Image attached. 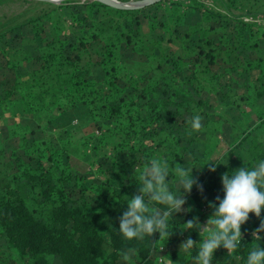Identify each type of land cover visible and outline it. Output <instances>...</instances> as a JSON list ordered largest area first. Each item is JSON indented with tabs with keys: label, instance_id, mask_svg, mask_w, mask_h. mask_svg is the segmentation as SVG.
Segmentation results:
<instances>
[{
	"label": "trees",
	"instance_id": "obj_1",
	"mask_svg": "<svg viewBox=\"0 0 264 264\" xmlns=\"http://www.w3.org/2000/svg\"><path fill=\"white\" fill-rule=\"evenodd\" d=\"M238 1L223 0L234 9ZM69 3L0 27V107L8 108L6 140L12 142L0 148V241L30 264H126L121 253L129 248L136 250L135 264H195L192 256L199 245L190 252L180 246L189 237L197 243L202 236L195 228L184 230L182 224L195 216L201 225L207 223L213 211L209 202L223 196L221 175L264 159V60L252 66L260 71L257 84L250 83L247 70L238 76L245 90L241 108L255 110L256 123L246 128L228 120L235 141L215 162V171L206 167L199 172L196 167L207 165L193 151L199 134L215 119L227 121L206 94L218 90L219 103H224L231 89L224 73L212 70L216 53L208 35L215 32L214 24L207 29L201 23L195 26L207 48L183 62L178 55H166L164 45L180 34L177 22L184 11L173 7L168 24L158 23L161 28L172 26L163 40L153 30L142 35L130 28L128 19L136 26L140 14L149 19L148 8L120 11L94 1L74 11ZM66 7L62 17L60 11ZM188 8L206 14L198 4ZM99 13L104 17L101 23L96 20ZM218 19L224 20L221 26L227 22L225 17ZM27 65L34 67L29 71ZM195 113L202 116V128L190 131L187 121ZM83 117L105 135L106 141L98 139L92 150L129 155L110 168L98 167L103 177L90 186L72 167L68 152L71 147L79 151L83 144L72 140L67 130L71 121ZM157 156L165 157L173 169L192 166L203 192L193 186L186 197L187 210L174 214L161 237L156 232L143 240H126L118 231L119 217L129 197L139 194L142 168ZM171 175L175 190L178 177ZM163 207L153 201L149 210ZM261 220L264 210L261 217L250 213L241 226L240 246L231 255L221 246L213 254V264H246L255 245L264 247V240L252 235Z\"/></svg>",
	"mask_w": 264,
	"mask_h": 264
},
{
	"label": "clouds",
	"instance_id": "obj_2",
	"mask_svg": "<svg viewBox=\"0 0 264 264\" xmlns=\"http://www.w3.org/2000/svg\"><path fill=\"white\" fill-rule=\"evenodd\" d=\"M202 116L195 113L187 121L189 130L202 128ZM221 164V163H220ZM218 164L212 161L207 163L210 171H215ZM192 166L181 165L173 167L165 157L157 156L146 162L140 173L139 194L129 197L127 208L119 217L118 231L126 240L133 238L143 240L146 236L158 232L160 237L168 231L170 222L175 213L186 211L184 208L186 197L191 193L193 186L203 192V184L191 171ZM200 168V167H197ZM174 172L178 177L175 190L170 187L172 181L168 179ZM223 196H217L215 202H209L213 209L207 224L202 226L199 217L185 221L182 224L184 230L197 229L203 240L195 243L191 237L181 244L186 252H190L194 245L199 247L192 256L195 264H213V254L221 246L232 253L242 241L241 226L253 213L261 217L264 210V159H260L253 167H240L221 175ZM156 201L163 208L149 210L151 202ZM212 225L209 229V225ZM253 239L264 240V220L252 233ZM135 252L129 248L121 253V258L126 264H135ZM246 264H264V247L261 243L255 245L249 251Z\"/></svg>",
	"mask_w": 264,
	"mask_h": 264
},
{
	"label": "rangeland",
	"instance_id": "obj_3",
	"mask_svg": "<svg viewBox=\"0 0 264 264\" xmlns=\"http://www.w3.org/2000/svg\"><path fill=\"white\" fill-rule=\"evenodd\" d=\"M116 1L129 2L136 0H116ZM69 2L71 3H69L67 7L73 8V10L76 11L75 7L81 6L83 3H92L94 1L69 0ZM226 2H223V0H164L161 2V4L158 7L151 6L146 10L149 14V19L144 20L142 18V15L141 14L139 15L140 16L139 26L134 25V23L131 22L132 19H128V22L130 24V28H132L134 32L136 30L137 32L139 31L138 32L139 34L149 35L151 34L150 30H153L154 34L156 33L161 39L165 40L167 36H169L167 34H170L171 32L172 26L167 28H161L158 26L159 25L158 23L165 22V24L167 25L168 24L167 22L171 17L170 10L173 7H175L181 12L184 11L185 13L183 15L186 14V22L180 21V24L178 26H180L181 30H186L189 28L188 29L189 36L187 37L188 39L186 40V42L187 43L191 42L192 44H194L193 38H196L197 34H199L198 28L195 26L198 24L200 25V23L201 25H204L202 24L203 21L205 23L207 21L211 22V20L215 18V14H218V18L222 16L227 18V20L229 19L233 24L237 26L238 24L239 26L252 24L253 26H259V28L264 29V13H263L264 1L241 0L235 3V6L238 9L236 8L234 9L228 6ZM61 4H63V2L59 4L58 3L54 4L50 2H37L32 0H0V25H1L0 27L4 29L5 27H7V25H15L21 23L26 19L39 16L48 10L57 8ZM194 4H198L199 6H201V8L203 9V11L206 12V14L204 15L201 12L191 13L188 7ZM67 7L66 9L60 11L62 17H65L66 11H68ZM78 9H80V7H78ZM259 11H261V13ZM248 13H251L250 16H252L253 19H259V23L257 24V23H251L245 21V19L249 18ZM205 17H207V19ZM53 18H55V16H53ZM96 20L97 21L99 20L101 23L102 21H104V17L99 13L98 15H96ZM196 21H200V22L196 23ZM171 23H174V21L172 20ZM240 35H242V33H240ZM245 35L242 36L246 37ZM262 37L263 36L261 33V38ZM164 47H165V54L172 56L177 54L178 52L177 47H179V45L177 42L175 44L166 43ZM180 53L182 54V50L180 51ZM33 67L34 66L27 65L29 71ZM1 114L2 113H0V140H1L0 148L4 147L7 149V147L12 145V142H7L6 140L10 138V134L9 137L4 138L6 135L8 136V132H9L7 128V123L5 122L9 115L7 113V116H4L3 118V115ZM244 114L245 113L243 110L241 115ZM251 122L252 124H255L256 120L253 118ZM53 126L55 127V125ZM6 130H8V132ZM67 130L72 140L78 141L79 143L80 141L83 142L79 151L75 150L76 147L74 148L71 147L68 148L69 149L68 152L71 155L70 158L71 165L74 168V170H76L80 175L84 177L85 186H90L93 183H98V181L103 177V175L98 173V167H100L101 169H107L111 167L112 162L118 160L124 161L125 159L129 158V155H127V153L125 152L112 153V151L108 150L107 148H100L97 151L91 149L92 143L97 142L98 139H101L102 141L105 142L106 139H105V135L96 131L89 117H83L82 119H75L73 120V122L71 121L68 125ZM91 134H93L94 137H91ZM37 137H40V133L39 135L37 134ZM88 141H90V143ZM227 146H228L227 140L224 138V136L223 137L221 136L215 144L214 142L212 143L210 147V151L208 149L209 147L208 148L206 147V149L204 150V153L206 155V158L204 159L205 162L208 163L209 161H212L215 163L217 160L221 158V156L224 155L225 151H227ZM6 149H4V152L5 155L8 156L9 155L8 150ZM198 167L200 168L196 167L197 170H200L199 172H203L207 166L205 165V167L203 166L202 167L198 166ZM206 224L207 223L203 224L202 226H205ZM208 227L209 229H211L212 226L209 225ZM202 235L206 236L207 232L202 233ZM202 235L200 234V236ZM198 239L199 240L197 241V243H200L203 240V237ZM30 262L31 260L28 258L21 260L20 256L17 254L16 251L8 249L2 243V241H0V264H30ZM168 262L169 264H175L170 260Z\"/></svg>",
	"mask_w": 264,
	"mask_h": 264
},
{
	"label": "crops",
	"instance_id": "obj_4",
	"mask_svg": "<svg viewBox=\"0 0 264 264\" xmlns=\"http://www.w3.org/2000/svg\"><path fill=\"white\" fill-rule=\"evenodd\" d=\"M259 12L261 13V11ZM191 13L196 12L191 11ZM180 21L186 22V14L183 15L182 18L177 22V28L180 34H178L177 36L173 34V41L171 44H175L176 42L178 43L179 47H177L178 52L176 55L182 57L183 62H187L188 57L190 58L194 54H198L200 52V49H206L207 45L205 41H202L200 39L201 32L199 30V34H197V37L193 38L194 44H192L191 42L187 43L186 40L188 39L187 37L189 36V34H184L189 33V28L186 30H181L180 26H178L180 24ZM223 21L224 20L215 17L211 20V22H204V25H202L203 28L207 29L211 26V24H214L215 32L209 33L208 35V39L212 41V48L216 53V62L212 67V70L215 72L224 73L223 80L226 79L227 82L231 84V89L229 90V98L225 100L224 103H219L221 94L218 90H213L211 91V93L207 92L206 94L209 96V103L214 108H216L219 111L220 115L226 118L227 121H220L215 119L213 123H211L209 128L199 134L198 142L194 145L193 151L196 157L202 159L206 158V155L204 153L206 147H209L208 149L210 151L212 143L214 142L215 144L221 136H224V138L227 140V150L228 147L235 141L236 133L230 126L228 120L233 122H242L246 128H251L254 125L251 121L253 118L255 119L256 113L254 112L255 110L251 108H241L244 106V101L241 99V96L245 93V90L244 88H240L239 84L242 81H240L241 79L238 78V76H241L240 74H242L244 70H247L250 83L257 84V78L260 71L252 66L257 64L261 60H264V29H261L259 28V26H257L253 30H249L245 26H239V24L237 26L233 24L229 19L226 23H224L225 25H223V27L221 26V24H223L221 22ZM199 22L200 21H196V23ZM240 33H242V35H247H245L246 37H243L242 35H240ZM261 33L263 36L262 38ZM181 50L182 54L180 53ZM238 52H240L239 55L237 54ZM247 63H249L251 66L246 65ZM231 69H235L237 73L231 71ZM243 110L245 114L241 115ZM0 113H2L1 115H3V118L4 116H7V113L9 115L8 108L3 105L2 107H0ZM6 131L8 132V130ZM6 137H9V132L8 136L6 135L4 138ZM226 152L227 151H225V153ZM195 169L196 171H200L197 170V168Z\"/></svg>",
	"mask_w": 264,
	"mask_h": 264
},
{
	"label": "water",
	"instance_id": "obj_5",
	"mask_svg": "<svg viewBox=\"0 0 264 264\" xmlns=\"http://www.w3.org/2000/svg\"><path fill=\"white\" fill-rule=\"evenodd\" d=\"M37 2H51L57 1V3H61L67 0H32ZM98 2L99 4L115 9L120 11H139L141 9H145L156 4L161 3L164 0H136V1H129V2H119L116 0H92Z\"/></svg>",
	"mask_w": 264,
	"mask_h": 264
},
{
	"label": "built area",
	"instance_id": "obj_6",
	"mask_svg": "<svg viewBox=\"0 0 264 264\" xmlns=\"http://www.w3.org/2000/svg\"><path fill=\"white\" fill-rule=\"evenodd\" d=\"M245 21L251 22V23H259V19H253L252 17H249L245 19ZM159 262H161V259H159Z\"/></svg>",
	"mask_w": 264,
	"mask_h": 264
},
{
	"label": "bare ground",
	"instance_id": "obj_7",
	"mask_svg": "<svg viewBox=\"0 0 264 264\" xmlns=\"http://www.w3.org/2000/svg\"><path fill=\"white\" fill-rule=\"evenodd\" d=\"M50 3H54V4H56V3H57V1H51Z\"/></svg>",
	"mask_w": 264,
	"mask_h": 264
}]
</instances>
